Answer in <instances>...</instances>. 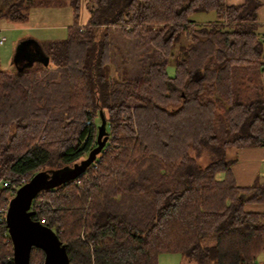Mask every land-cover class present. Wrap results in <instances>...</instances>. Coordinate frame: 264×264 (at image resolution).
Here are the masks:
<instances>
[{
    "label": "trees",
    "instance_id": "obj_1",
    "mask_svg": "<svg viewBox=\"0 0 264 264\" xmlns=\"http://www.w3.org/2000/svg\"><path fill=\"white\" fill-rule=\"evenodd\" d=\"M50 3L71 10L66 38L0 70V203L85 159L103 121L87 170L31 202L69 264H255L264 213L245 206L264 205V180L239 187L230 167L239 150L264 148V0H0V21L23 24ZM42 263L31 248L29 264ZM0 264H12L2 217Z\"/></svg>",
    "mask_w": 264,
    "mask_h": 264
},
{
    "label": "water",
    "instance_id": "obj_2",
    "mask_svg": "<svg viewBox=\"0 0 264 264\" xmlns=\"http://www.w3.org/2000/svg\"><path fill=\"white\" fill-rule=\"evenodd\" d=\"M34 44L36 42L32 39H24L17 43L12 57L15 71L18 72L24 66L20 65V59L32 50ZM31 52L33 54V50ZM43 64L46 66V58L43 59ZM106 142L105 124L101 121L96 128L95 147L88 152L85 159L70 167L49 172H38L15 190L7 202L3 217L4 227L11 245L12 264H29L31 248L42 251V264H69L65 247L57 239L54 232L41 222L31 219L34 215L31 210V202L41 192L53 190L81 176L103 150Z\"/></svg>",
    "mask_w": 264,
    "mask_h": 264
},
{
    "label": "rangeland",
    "instance_id": "obj_3",
    "mask_svg": "<svg viewBox=\"0 0 264 264\" xmlns=\"http://www.w3.org/2000/svg\"><path fill=\"white\" fill-rule=\"evenodd\" d=\"M87 17L86 11L81 6L77 22L80 23ZM212 14H196L193 16L195 22H207L213 19ZM84 25V23H83ZM83 25H80L83 27ZM72 26V14L69 7L57 6L55 4H46L42 7L31 8L28 12V19L23 24H10L4 20L0 21V38L3 39L0 45V70L15 71V65L12 64L14 49L21 40L32 39L36 42L32 46V50L24 54L20 59V65H30L36 58L40 60L39 44L52 41L63 40L67 36V29ZM28 37V38H27ZM20 40V41H19ZM140 50L136 48H126L125 52L137 53ZM37 53V54H36ZM167 74L172 76L173 68H167ZM264 86V73L262 75ZM264 93V92H263ZM233 150L227 152V156L232 158ZM201 163V162H200ZM7 201L0 203V211L6 209ZM5 211V210H4ZM264 263V254H261L255 261V264ZM157 264H187V261L178 254H160L157 258Z\"/></svg>",
    "mask_w": 264,
    "mask_h": 264
},
{
    "label": "crops",
    "instance_id": "obj_4",
    "mask_svg": "<svg viewBox=\"0 0 264 264\" xmlns=\"http://www.w3.org/2000/svg\"><path fill=\"white\" fill-rule=\"evenodd\" d=\"M224 1L226 5L236 6V5H241L244 0H224ZM257 1L262 2L263 0H257ZM256 16H257L258 24L264 25L263 6L258 8L256 12ZM86 18L87 17H85L83 21L78 23V26L83 25V23H85ZM230 171L236 185L239 187H249L253 183L261 182L262 180H264V148H246L239 150L235 155V162L230 167ZM221 178L222 175L220 174L217 175V179H221ZM245 209H247L248 211L264 213V205H247L245 206Z\"/></svg>",
    "mask_w": 264,
    "mask_h": 264
},
{
    "label": "built area",
    "instance_id": "obj_5",
    "mask_svg": "<svg viewBox=\"0 0 264 264\" xmlns=\"http://www.w3.org/2000/svg\"><path fill=\"white\" fill-rule=\"evenodd\" d=\"M2 42H3V39L1 38V39H0V44H1ZM2 186H3V187H6L7 184L2 183ZM4 210H6V209L4 208V209H2V211H0V218L2 217V219H3V217H4V213H5Z\"/></svg>",
    "mask_w": 264,
    "mask_h": 264
}]
</instances>
